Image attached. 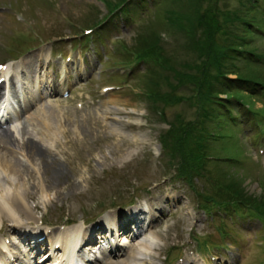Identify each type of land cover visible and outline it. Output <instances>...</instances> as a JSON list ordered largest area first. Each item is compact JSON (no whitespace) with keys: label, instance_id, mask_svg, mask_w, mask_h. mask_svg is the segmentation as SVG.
<instances>
[{"label":"rangeland","instance_id":"obj_1","mask_svg":"<svg viewBox=\"0 0 264 264\" xmlns=\"http://www.w3.org/2000/svg\"><path fill=\"white\" fill-rule=\"evenodd\" d=\"M124 1L0 0V7L12 3L19 12H13L18 18L0 12V41L25 51L34 35L24 25H32L55 38L44 47L58 62L72 59L85 71L67 85L69 97L55 93L45 108L60 113L66 126L42 125L50 130L41 140L51 173L30 179L40 188L26 199L33 219H24L65 231L129 202H159L154 228L129 248L143 251L138 264H264V225L240 216L244 201L264 212V0H150L136 8L131 2L128 23L100 27L95 46L76 40ZM3 42L0 59L14 57ZM201 74L218 96L203 94ZM238 76L259 83L240 86ZM239 99L244 110L230 117L222 104ZM106 109L119 112V121L102 120ZM83 119L92 128L81 136L76 122ZM230 203L240 207L220 212ZM67 215L72 219L63 224ZM150 235L156 236L151 248L144 239Z\"/></svg>","mask_w":264,"mask_h":264},{"label":"bare ground","instance_id":"obj_2","mask_svg":"<svg viewBox=\"0 0 264 264\" xmlns=\"http://www.w3.org/2000/svg\"><path fill=\"white\" fill-rule=\"evenodd\" d=\"M20 72L21 71H18L17 75L21 78L20 80L23 79L25 82L19 81V84L23 86L21 89L22 92L19 93L26 103L31 104V100H33L39 93H45L49 90L56 89L55 78L49 82L48 86H45L44 76L50 79L51 75H48L45 70V75L40 77L38 75L37 65L35 66L29 63L25 66L22 73ZM67 78L68 73L65 75V80ZM2 86L1 83L0 88ZM48 101L51 100L48 99ZM39 108L40 109L37 110V113L35 114L36 118L35 115L28 116L27 122L30 123L32 120L35 122L32 124V128L29 129L30 125H23L20 128L15 127L4 129L0 132V223L2 224L0 231L5 228L8 220L12 222V227H10L9 224L7 225L11 230L7 231V234L5 235L6 237L10 236L9 238H11V240H1L0 242V264H31L30 257L28 258L29 260L27 263H25L27 248L39 251V249L36 248H40V246L51 247V253H53V255L49 253V256L51 255L54 260H63L64 258H67L66 264H75L76 260V264H90L94 258L98 257L97 255H93V247L98 246L99 243L103 246V241H105L100 235L101 230L110 235L111 238H108L110 241H113L112 237L122 231L127 234L129 233V235L133 234L134 236L148 224L147 229L151 226L154 222V215L157 214V211L162 206H160L159 202L154 203L151 201L146 202V206L142 207L138 202L137 204L131 205L120 211L114 212V210H111V212L104 214L98 222L97 229L100 232L92 231L93 226H86L83 228L80 226H74L67 228L65 230L67 231V234L65 235L61 236V232L52 230L48 234L46 233L47 237H44L41 236L44 234L42 229H37L35 226L30 228V224H27L28 221L24 218L33 219L29 217V215L33 213V209L28 206L26 199L35 197L34 194L30 193L34 190V186L40 188L39 186L37 187L38 183H35L34 186L30 184V179L42 178L43 180L45 174L51 173V170H49V164L46 163L45 159L46 153L48 152V146H45L41 140L42 136L47 138L50 137V133H48L50 130L45 133L42 131V125L52 130L54 128L60 130V127L66 126V123H63L62 119L59 120L60 113H52L51 110H46L43 106H39ZM106 110H108L107 115L102 114L100 116L102 120L104 119L105 121V119L111 117L110 115H113L115 116L113 117L114 121H119V112L117 115L114 114L112 110ZM73 120L74 119H71L69 124H71V121ZM36 121L38 122L36 123ZM76 124V130L81 136L92 128L91 121H88L87 119H83L79 124L76 122ZM37 126H41V129L36 130V128H38ZM113 126L116 129L121 127L120 124L116 125L114 123ZM114 127L113 130H115ZM70 142L69 139L64 141L65 145H68V149L71 148ZM72 149L75 150L76 147H73ZM21 156L25 158L28 164L21 159ZM29 162L32 164L33 162H36L37 166L31 168ZM53 174L57 173L54 171ZM41 188H43L42 190H45V187L41 186ZM38 206L37 203V206L35 205V207L37 208ZM46 213L50 214L49 211ZM60 218L63 219V221H61L63 224L70 222L72 219L70 215H67L66 219H64L65 217ZM144 222L145 224H143ZM146 222H148V224H146ZM130 225L136 226L130 230ZM21 233L22 235H19ZM42 237H44L43 242H39ZM151 238V241H146V244L150 246V248L154 245L156 236ZM63 239L66 240L64 241ZM62 241H64V244H62ZM127 242L128 239L124 237L122 245ZM116 245L118 244L113 243V250L111 253L123 251L121 243H119L121 249H118ZM60 247H63L64 251H62ZM143 247L146 246L142 245V248ZM142 254L143 251L141 252V249L133 250L126 258L121 259L120 262L116 264H138L136 260H141ZM107 259L110 260L109 257H107ZM143 262V264H146L147 261L143 260Z\"/></svg>","mask_w":264,"mask_h":264},{"label":"trees","instance_id":"obj_3","mask_svg":"<svg viewBox=\"0 0 264 264\" xmlns=\"http://www.w3.org/2000/svg\"><path fill=\"white\" fill-rule=\"evenodd\" d=\"M220 64V63H219ZM222 69V66L220 65V68H219V71ZM220 73V76L221 77H224V76H226V72L224 73V72H219ZM202 74H204L203 72H202ZM202 74H201V78L203 79L202 80V82H201V86H202V90L204 91V95L206 96H208L209 98L211 97H213L214 95H217L218 96V94H216V92H214L213 90H212V88H210L211 86H210V84L207 82V79H204L205 78V76H202ZM199 77V78H200ZM235 81H237L238 83H240V84H238V85H240V86H242L241 84H242V82H245V83H250V82H252V81H256L257 82V80H253V79H250V78H245V77H237V79L235 80ZM210 90H212V92L210 91ZM234 98V97H233ZM231 98H229V100H230ZM238 99V98H237ZM240 100V99H239ZM232 102H231V104H238V105H240V103H239V101L237 100V101H234V100H231ZM229 106V105H228ZM231 109H232V106H229ZM177 149H179L178 147H177ZM180 150V149H179ZM198 158V157H197ZM189 159H191V156H190V158ZM200 159V158H199ZM192 163V160H190V166L189 167H183V171L185 172V174L187 175L191 170H193V167H191V165H193V163ZM190 176V175H189ZM249 202V201H248ZM248 202H246V201H244V202H241V203H245L246 205H252L254 208H256V209H261V207L262 206H255V205H253V204H250V203H248Z\"/></svg>","mask_w":264,"mask_h":264}]
</instances>
